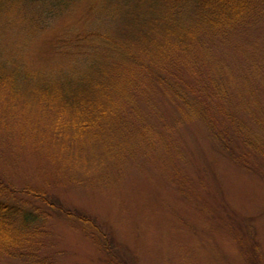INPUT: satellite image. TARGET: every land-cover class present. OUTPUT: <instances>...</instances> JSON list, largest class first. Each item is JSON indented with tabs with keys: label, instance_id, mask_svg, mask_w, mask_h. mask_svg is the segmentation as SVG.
Here are the masks:
<instances>
[{
	"label": "rangeland",
	"instance_id": "obj_1",
	"mask_svg": "<svg viewBox=\"0 0 264 264\" xmlns=\"http://www.w3.org/2000/svg\"><path fill=\"white\" fill-rule=\"evenodd\" d=\"M110 29L112 22L82 4L47 22L34 7L4 11L0 63L71 74L99 51L97 34ZM209 50L194 65H177L193 111L174 95V83L151 91V102L137 97L127 113L133 126L119 128L116 157L93 146L71 171H52L36 153L14 158V147L9 154L3 147L0 169L18 189H45L50 179L52 193L83 215L52 213L51 264H264V147L244 144L264 143V21ZM6 95L0 122L12 118L6 124L17 130L20 118L5 112ZM72 176L84 181L72 183Z\"/></svg>",
	"mask_w": 264,
	"mask_h": 264
},
{
	"label": "trees",
	"instance_id": "obj_2",
	"mask_svg": "<svg viewBox=\"0 0 264 264\" xmlns=\"http://www.w3.org/2000/svg\"><path fill=\"white\" fill-rule=\"evenodd\" d=\"M79 4L114 25L110 32L97 34H102L95 40L99 51L87 54L82 68L57 77L0 63V97L10 94L5 112L19 116L21 123L15 130L6 124L12 118L0 122V161L8 157L3 147L8 154L14 147V158L22 152L36 153L53 166L52 171H71L86 161L85 152L93 146L116 157L123 145L119 128L133 126L128 107L137 97L147 100L153 96L151 91L174 83V95L187 100L193 111L184 95L181 80L185 75L177 65L185 60L194 65L198 53L209 52L213 44L248 33L264 21V0H0V15L34 7L47 22ZM198 109L194 98V112ZM217 136L224 139L222 133ZM244 144L264 147L260 140ZM91 156L100 159L98 153ZM68 180L84 181L76 176ZM50 182L47 179L45 189L33 185L18 189L0 169V261L51 264L53 256L47 254L52 213L84 221L81 212L52 193ZM92 229L97 231V226L93 224ZM85 231L90 230L85 227ZM106 238L109 250L112 244ZM121 264L135 263L124 260Z\"/></svg>",
	"mask_w": 264,
	"mask_h": 264
}]
</instances>
